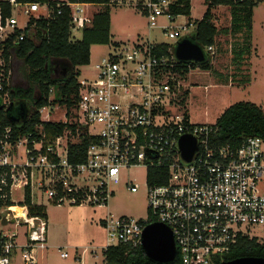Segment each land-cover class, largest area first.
I'll list each match as a JSON object with an SVG mask.
<instances>
[{
    "label": "built area",
    "instance_id": "2783aa9c",
    "mask_svg": "<svg viewBox=\"0 0 264 264\" xmlns=\"http://www.w3.org/2000/svg\"><path fill=\"white\" fill-rule=\"evenodd\" d=\"M5 5L8 15L3 16ZM66 6L71 31H81L89 5ZM105 6L140 13L150 30L160 29L172 41L190 37L195 30L188 20L175 24L184 17L173 14L181 6L178 0H108ZM41 8L45 16L37 15ZM49 16L47 5L0 0V43L13 30L27 28L30 18ZM20 17H27L22 28ZM156 45L161 44L114 45L111 54L94 65L92 78L78 80L70 116L49 99L38 110L40 123L28 133L13 135L10 127L0 132V264H36L39 252L47 251L46 205L108 208L112 186L125 174V189L137 192V174L130 172L139 170L144 172L147 216L108 213L100 221L106 240L103 252L141 247L143 230L151 223L170 230L179 264H220L239 238L264 242V141L251 136L220 144L213 125L193 124L186 99L183 102L184 79L174 70L182 62L175 59L173 47L169 55H157ZM211 51L203 50L205 56ZM2 63L0 109H6L11 104L10 71L4 76ZM57 111L62 115L54 117ZM44 124L65 128L54 132ZM184 136L196 144L190 162L179 150ZM150 170L166 171V181L148 185ZM16 194L20 200H15ZM252 230L261 234L253 236ZM60 257L68 258V253L60 252Z\"/></svg>",
    "mask_w": 264,
    "mask_h": 264
},
{
    "label": "rangeland",
    "instance_id": "374dc122",
    "mask_svg": "<svg viewBox=\"0 0 264 264\" xmlns=\"http://www.w3.org/2000/svg\"><path fill=\"white\" fill-rule=\"evenodd\" d=\"M205 7L204 0H190L191 24L201 19ZM100 9L101 7L92 5L85 7L86 21L90 22L92 15ZM212 11L215 27L219 31L223 29L229 31L230 9L220 6ZM37 15L45 16V8H41ZM26 20L27 17H20V28ZM187 20L186 17L178 18L175 24H183ZM163 23V20L159 22V24ZM192 32L193 27L189 29V35ZM162 33L160 29L150 30L146 18L130 8H110V43L91 47L89 64L77 69L78 80L92 78L94 65L111 54L114 45L130 46L149 42L169 44L173 47L176 41L164 37ZM80 38L81 31H71L72 41ZM210 53L212 54H209L210 71L196 68L184 78L185 91H189L186 96V111L190 121L195 125H213L225 109L237 103H251L264 112V2L253 7L249 32L242 29L235 34L219 33L216 37V45ZM9 71L11 88L33 87L27 79L26 66L16 59L12 50ZM54 76L60 77V71H55ZM34 90L37 95L36 88ZM54 114V117L62 115L60 111ZM130 174H137L135 175L139 186L137 192L130 193L125 189L124 181L127 177L125 174L118 185L112 186L114 195L109 201L108 208L46 205L50 248L47 252H39L40 264H81L75 260L74 252H78L82 257V264H101L106 240L100 221L108 213L115 217L127 216L136 219L147 216L144 172L131 171ZM14 198L20 200V195L16 194ZM250 234L255 236L260 235L261 232L252 230ZM60 252L68 253L69 259H61Z\"/></svg>",
    "mask_w": 264,
    "mask_h": 264
},
{
    "label": "trees",
    "instance_id": "16d2710c",
    "mask_svg": "<svg viewBox=\"0 0 264 264\" xmlns=\"http://www.w3.org/2000/svg\"><path fill=\"white\" fill-rule=\"evenodd\" d=\"M108 0H67L64 2L51 0H17L21 4L37 3L47 5L50 10L49 18H30L28 27L24 30H13L11 35L0 43V60L3 64V73L9 72L11 50L17 60L22 61L27 68V79L32 88H11L9 94L11 104L6 109H0V132L7 127L11 128L13 135L26 134L34 126L40 123L38 110L50 104L64 107L70 116L76 105L78 84V68L89 64L90 48L92 46H105L110 43V8L105 6ZM70 4H85L101 7L92 15L90 22L81 30L80 40H71L70 10L66 6ZM205 11L199 21H195L194 33L187 38H193L203 50L211 48L215 44V38L219 33H238L242 29L248 32L251 29V17L253 7L260 3L253 0H204ZM181 5L173 9V14L190 17V0H178ZM228 7L231 14L229 31H219L213 24L212 10L216 7ZM8 15V7L3 8V16ZM168 44L156 45L155 53L169 55ZM182 64V65H181ZM174 70L184 79L186 75L200 68L202 71H210L209 55L205 56L202 64L191 62L181 63ZM60 71L61 76L55 77L54 72ZM36 88V94L35 90ZM188 91L183 93L184 100ZM20 127L17 122H21ZM54 132H61L65 126L62 124H44ZM215 128V140L220 144H233L242 137H259L264 141V112L260 107L251 103L234 104L220 115L213 124ZM88 142H83V148ZM82 161V157L78 162ZM163 175L161 180L155 177ZM166 181V171L150 170L147 184H161ZM28 202V198L26 199ZM32 212V210H31ZM151 221H154L151 219ZM104 264H155L149 261L141 247L130 249L124 246L108 248L103 252ZM243 257L263 258L264 242L256 239L239 238L236 245L222 258V262L231 261ZM170 264H179L176 258Z\"/></svg>",
    "mask_w": 264,
    "mask_h": 264
},
{
    "label": "water",
    "instance_id": "95a60500",
    "mask_svg": "<svg viewBox=\"0 0 264 264\" xmlns=\"http://www.w3.org/2000/svg\"><path fill=\"white\" fill-rule=\"evenodd\" d=\"M174 57L178 62L202 64L205 61L203 49L193 38L182 39L173 46ZM196 149L195 141L184 136L179 140L181 158L190 162ZM141 249L146 258L155 264H170L174 262L176 249L172 233L160 223L147 225L141 237ZM220 264H264L263 258L243 257Z\"/></svg>",
    "mask_w": 264,
    "mask_h": 264
},
{
    "label": "crops",
    "instance_id": "0c3cea01",
    "mask_svg": "<svg viewBox=\"0 0 264 264\" xmlns=\"http://www.w3.org/2000/svg\"><path fill=\"white\" fill-rule=\"evenodd\" d=\"M212 13H213V11H212ZM213 15V14H212ZM202 18V17H201ZM188 19V21H190V18H187ZM197 21H199V20H197ZM161 44H164V43H161ZM169 45V44H168ZM214 45H216V38H215V44ZM213 45V46H214ZM213 46H212V48H213ZM91 49V48H90ZM191 72V71H190ZM188 75V74H187ZM186 75V76H187ZM188 93H189V91H188ZM222 114V113H221ZM220 117V115L216 118V120L218 119ZM190 118V117H189ZM215 120V121H216ZM49 248H50V244H49V241H48V249H47V251L49 250ZM62 249V248H61ZM46 251V252H47ZM59 256H60V254H59ZM102 257H103V255H102ZM61 258V257H60ZM74 258H75V260H77V261H79V262H81V264H82V257L78 254V252H74ZM61 259H63V260H65V259H69V255H68V258H61ZM39 261H41V258H40V256L38 257V261H37V263L36 264H40V262ZM39 262V263H38ZM80 264V263H79ZM101 264H104V257L102 258V261H101Z\"/></svg>",
    "mask_w": 264,
    "mask_h": 264
}]
</instances>
